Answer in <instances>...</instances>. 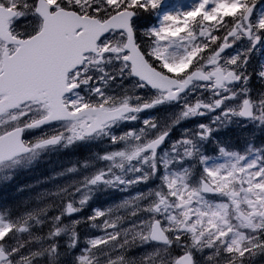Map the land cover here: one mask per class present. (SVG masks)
<instances>
[{
    "label": "snow or ice",
    "instance_id": "6c2138e0",
    "mask_svg": "<svg viewBox=\"0 0 264 264\" xmlns=\"http://www.w3.org/2000/svg\"><path fill=\"white\" fill-rule=\"evenodd\" d=\"M164 2L0 0V179L47 151L106 143L94 154L102 167L85 161L91 174L42 194L58 202L0 215V264H253L264 255V147L249 133L230 150L214 135L233 123L264 129V63L249 70L264 10L256 0L176 11ZM162 106L177 111L141 120ZM205 116L164 147L183 121ZM209 143L224 163H209ZM141 184L115 209L65 223L96 191ZM120 209L127 215L111 219ZM81 224L103 234L81 247ZM135 246L149 249L138 261L127 255Z\"/></svg>",
    "mask_w": 264,
    "mask_h": 264
},
{
    "label": "rangeland",
    "instance_id": "374dc122",
    "mask_svg": "<svg viewBox=\"0 0 264 264\" xmlns=\"http://www.w3.org/2000/svg\"><path fill=\"white\" fill-rule=\"evenodd\" d=\"M194 2L195 0H165L163 7L164 9L170 11H176L177 9L184 10L190 8ZM261 10H264V0H260V3L255 9L256 13H259ZM153 21H155V16H153ZM263 47L264 45L258 46L255 50L258 52L259 56V48ZM235 51H237V49L232 48L228 50V53L231 54ZM261 63H264V54L260 56L259 65ZM126 86H130L128 85V82H126ZM117 91H119V89H117ZM172 112L174 111L170 108L168 115ZM210 118V116H205L183 121L180 125L174 128L177 129V135L169 137V139L166 140L164 147H168L172 141L179 139L183 129L194 128L200 122L207 123ZM140 126L141 124H138L134 127ZM127 127L132 128V126H126V129ZM41 131L42 130L31 133L28 139L32 140L39 136ZM249 133L253 134L256 148L264 147V129L256 128L251 123H249L247 128H242L237 123H233L230 127L223 129L214 135L219 138L220 142L225 144L230 150H235L237 148L242 150L244 148L243 138L248 136ZM78 145H74L67 149L57 148L55 150L42 153L41 156L30 166L19 167L9 173L8 175L10 176V179H0V215H7L10 211L11 217L16 219L28 210L38 209L46 205L53 204L59 198L42 194L56 192L59 187L82 180L85 175L91 174L95 168L103 166L101 162L95 160L94 154H103L106 149V143L87 142L85 143L86 147H83L82 144ZM77 148H79V154H75ZM204 150L211 157L209 163L225 162V158L220 156L216 151V145L214 143L206 144L204 146ZM55 153H57L56 158ZM85 161L93 163L95 168L92 166L88 168L83 167ZM190 163L191 161L186 162L185 166L190 165ZM73 166L78 168L76 173L64 176L57 175L58 173L63 172L65 169ZM20 169L21 172L16 175ZM145 188L146 186L141 184L130 188L127 191H118L113 189L96 191L93 195V198L89 201V205L82 212L76 214V216L66 218L65 223H68L69 219H76L91 215L94 208L107 210L111 207L115 209L116 205L120 204L124 199L135 195L137 191L145 190ZM204 195L206 199L212 202H219L221 199L219 196ZM116 215L126 216L127 213L125 210L120 209L119 211H114L110 218L115 219ZM78 231L81 235V247H83L84 242L88 237L99 236L103 234L100 229H93L85 224L79 225ZM146 250L149 249L146 247L135 246L129 249L127 255L129 258H134L138 261L139 257ZM61 251L63 252L64 250L61 249ZM74 254L78 255L79 253L76 252ZM61 259L62 261L71 259V256L62 257ZM253 264H264V255L253 261Z\"/></svg>",
    "mask_w": 264,
    "mask_h": 264
},
{
    "label": "flooded vegetation",
    "instance_id": "af4514ba",
    "mask_svg": "<svg viewBox=\"0 0 264 264\" xmlns=\"http://www.w3.org/2000/svg\"><path fill=\"white\" fill-rule=\"evenodd\" d=\"M258 4H259V2L256 1V6ZM259 52H260V56H262L264 54V47L263 48H259ZM170 108L173 109V111H177V108L175 106H162V107H158V108H155V109H152V110H148V111L142 112L140 114L141 115V120L143 118H148V117H166V116H168V112L170 111ZM138 124H141V123L138 121V122L129 124L127 126L134 127L135 125H138ZM127 128H130V127H127ZM44 130L47 131L48 129H44ZM38 131H40V130H36L34 132H38ZM29 135L30 134H27L25 138L28 139ZM176 135H177V129H173L169 137L176 136ZM165 143H166V141H165ZM79 144H82L83 147H86L85 143H79ZM75 154H79V148L76 149ZM56 155H57V153H55V158H56ZM59 156H61V155H59ZM20 172H21V169H20V171H18V173L16 175H18ZM57 201H58V199H57ZM57 201H55V202H57Z\"/></svg>",
    "mask_w": 264,
    "mask_h": 264
},
{
    "label": "trees",
    "instance_id": "16d2710c",
    "mask_svg": "<svg viewBox=\"0 0 264 264\" xmlns=\"http://www.w3.org/2000/svg\"><path fill=\"white\" fill-rule=\"evenodd\" d=\"M256 1H258V0H256ZM259 62H260V56H259L258 52L257 51H253L251 53V58H250V61H249V70L250 71H253V72L255 70H258V68H259ZM252 86L254 88L260 87V85L255 82V75H253Z\"/></svg>",
    "mask_w": 264,
    "mask_h": 264
},
{
    "label": "water",
    "instance_id": "95a60500",
    "mask_svg": "<svg viewBox=\"0 0 264 264\" xmlns=\"http://www.w3.org/2000/svg\"><path fill=\"white\" fill-rule=\"evenodd\" d=\"M205 194H208V195H213V194H210V193H205Z\"/></svg>",
    "mask_w": 264,
    "mask_h": 264
}]
</instances>
